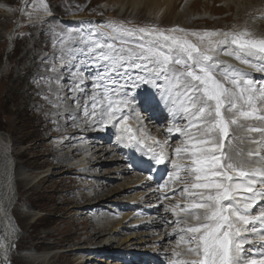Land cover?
Segmentation results:
<instances>
[{"label":"snow or ice","instance_id":"snow-or-ice-1","mask_svg":"<svg viewBox=\"0 0 264 264\" xmlns=\"http://www.w3.org/2000/svg\"><path fill=\"white\" fill-rule=\"evenodd\" d=\"M40 12L50 14L45 0L24 9L30 21ZM107 27L86 34L69 28L59 40L72 95L56 100L74 101L86 122L117 128L118 142L149 157V171L168 169L161 189L182 186L184 203L165 209L177 218L173 235L183 246L170 264H264V34L248 22L227 30ZM90 68L96 71L87 91ZM49 71L61 79L55 63ZM142 86L159 94L171 117L163 139L146 134L134 107ZM173 135L179 143H169Z\"/></svg>","mask_w":264,"mask_h":264},{"label":"rangeland","instance_id":"rangeland-1","mask_svg":"<svg viewBox=\"0 0 264 264\" xmlns=\"http://www.w3.org/2000/svg\"><path fill=\"white\" fill-rule=\"evenodd\" d=\"M26 2L28 3L25 8L29 12L39 6V0H0V134L9 138L15 162L13 192L16 195V202L13 201L15 202L13 211L20 235L17 244L8 251L11 264L12 260L15 264H25L23 259L27 260L29 256H31L30 263L40 264L41 262L35 261L34 255L41 252L46 253V261L42 264H152L153 260L148 259L150 257L163 263V256H167L168 259L172 250L177 248L174 245L176 238H170V235H173L170 230L177 226L173 223V214L165 209L172 206V202L174 205L178 199L183 201L179 200L181 204L184 203L179 190L169 192L159 187L161 183L167 181L168 169L163 168L155 172L154 165L149 171V163H144L145 168H136L137 163L128 156L126 148L117 141V137H113L112 141L107 143L111 151L102 160L93 164L92 171H82L81 165H72L80 162L82 157L70 164H67L68 160H66L64 164L72 167H66L64 170L57 164L62 154L72 153L74 148L79 149L81 145H88V138L84 135L73 136L76 126L79 127L80 124H92L95 127L93 129L104 134L106 141L111 138V135L106 133L110 126L101 128L99 124L86 122L82 110L79 109L74 114L76 117L74 121L71 118L73 115L66 112L69 105V108L75 107L72 100H68L67 103L56 100L57 95L71 96L66 91L71 87L70 77L58 58L61 54L59 40L69 28L82 30L84 34L96 29L110 31L107 27L109 22L122 23L127 27L155 25L169 29L179 25L197 30L205 28L227 30L233 25L239 27L245 22L249 23L256 14L237 12L235 6L227 5L223 0H173L169 8L157 14L147 12L144 5L134 8L130 0H45L50 14L45 15L40 12L39 19L34 15L30 21L22 12ZM185 13H188L190 18L181 21ZM239 14L241 15L237 16ZM16 26L17 28L13 30ZM248 26L250 27L249 24ZM260 26L258 22L254 28L258 34H264V28ZM53 63L61 76L58 82L55 80V74L49 71ZM92 69L85 72L86 77L93 73ZM91 76L92 74L89 79L90 85ZM49 80L52 81L51 84L48 83ZM84 85L82 87L87 91L92 90L91 86L87 87L86 83ZM140 101L147 104V109L149 105L153 106L149 110H137L143 118V123L148 118L145 116L146 113L152 114L159 120L153 125L147 122L151 126L143 124L145 132L160 140L155 136L153 126L157 125L165 137L167 127L172 124L165 105L157 102L158 100L152 101L151 97ZM56 103H59V107L53 106ZM130 121L139 126H136V130L140 128V122L134 118H130L129 123ZM62 129H65V134L62 133ZM71 136L79 138V144L72 143L76 144L73 145L74 147H68L64 143L70 139L74 140ZM99 138L100 136H97L96 141L103 143V139ZM167 138L170 144L179 143L173 136ZM148 143L151 144L152 141ZM65 146L68 148L61 150ZM115 157L118 160H113ZM98 163L99 165H96ZM125 167L128 169L127 173L116 174L118 168L124 170ZM149 176L152 179H149ZM153 176L158 180L157 184ZM142 177L144 180L137 184ZM148 180L151 181L153 188L147 183ZM15 182L19 183L18 190ZM96 182H103L107 191L99 193L96 200L100 201L95 204L109 201L107 205L101 209L93 208V205L78 208L79 211H75L76 216H73L74 220L68 222L65 227L64 223L59 222L63 221L59 217L62 212L66 214L67 211H63L59 206L63 201L65 207L71 206L76 199L81 197V200L83 194L92 195L98 185ZM178 187L180 189L182 186L178 185ZM117 189L121 195L117 194L119 196L113 198L110 196L108 200L107 198L101 200L107 192ZM158 192L169 199L163 201L161 206L158 205L161 208L154 209V206H150L151 202H144V198L151 194L154 196V193L159 198ZM135 196L136 199L141 198L143 201L141 199L133 201L132 198ZM153 196L149 201L156 199ZM69 197L73 200L71 201ZM85 203L87 201L82 204ZM72 207H69L71 211ZM162 212L163 215H168L162 228L153 227L152 218L159 217ZM90 227L93 229L92 232L99 231L103 227L104 236H96L90 241L88 237ZM47 233H52L54 236L59 233L64 241L70 240L73 244H76L75 238L78 241L80 239L84 247L81 251L73 245L60 246L52 237L44 239ZM160 233L164 239L169 235L167 240H160ZM68 254L72 255L69 257L70 260H76L75 263L58 260V256Z\"/></svg>","mask_w":264,"mask_h":264},{"label":"bare ground","instance_id":"bare-ground-1","mask_svg":"<svg viewBox=\"0 0 264 264\" xmlns=\"http://www.w3.org/2000/svg\"><path fill=\"white\" fill-rule=\"evenodd\" d=\"M131 1V5L134 7V8H137L138 6H142V5H144L145 6V8H146V10H147V12L149 11V12H151V13H155V14H157V13H159L160 11H162V10H165V9H167V8H169L170 6H171V4H172V2H173V0H130ZM223 2L224 3H226L227 5H233V6H235L236 8H237V12H245L246 14L247 13H251V14H256L255 16L256 17H260V16H262V15H264V8H263V2H264V0H223ZM240 5V6H239ZM241 14H239V15H237V16H240ZM247 16V15H246ZM243 17H244V15H243ZM190 18V16L188 15V13H185L184 14V16L183 17H181V21H184L185 19H189ZM259 20V19H258ZM259 22V24H261V26L260 27H262V28H264V19H260L259 21H256L255 20V22L253 23V18H252V20L251 21H249V25H250V28H253V29H255L254 28V26H255V24H257ZM185 23V22H184ZM223 59H225V60H229L230 62H232V63H237L234 59H232V58H230V57H223ZM61 65V64H60ZM241 67H244V66H241ZM93 70V73L95 72V69H92ZM249 71H251V70H249ZM1 72V71H0ZM93 73H91V74H93ZM68 74V73H67ZM91 74H89L88 75V79L86 80V86L88 87V86H91L90 85V75ZM63 76V75H62ZM253 78H255L256 80H260V79H262V77L260 76V74H255V73H253ZM66 86V85H65ZM83 86H85V85H83ZM143 88V86L139 89V90H137L134 94H136V95H142L145 91L144 90H141ZM57 89V88H56ZM66 91H68V90H66ZM69 92V91H68ZM68 92H66L67 93V96H69V93ZM146 92L148 93V94H150L151 92H152V89H151V87L150 86H148V89L146 90ZM70 95H72V93H70ZM77 95H80L79 93H77ZM69 101H71V100H69ZM72 103H74L75 104V102L74 101H72ZM72 105V104H71ZM70 106V105H69ZM69 106L67 107L68 108V111H66V112H69V114H71V115H74V114H76L77 113V107H76V104H75V107H72V108H69ZM162 106V105H161ZM135 107V106H134ZM140 108H143V107H141V105L139 106ZM67 108H66V110H67ZM70 109V110H69ZM59 110V109H58ZM136 110H137V107H136ZM144 110H146L145 109V107H144ZM65 111V110H64ZM79 111V110H78ZM62 112V111H61ZM63 114V113H62ZM68 114V115H69ZM149 115V114H148ZM149 120L150 121H153V122H157L158 121V119L157 118H155V117H153V115L152 114H150V117H149ZM144 122V121H143ZM82 123V122H81ZM150 123V122H149ZM65 124V123H64ZM63 124V125H64ZM131 126H132V128L133 129H135L136 128V126H138V125H136L133 121H130V123H129ZM144 124V123H143ZM63 125H62V127H63ZM140 125V124H139ZM151 126V125H153V123L151 124V125H149L148 123H146V126ZM139 127V126H138ZM93 128H95V127H93V125L91 124V125H87V124H80V126L78 127V126H76V130H75V128H74V133H73V136L75 137V135L76 136H79V135H84L86 138H88V145L87 146H82L81 145V147L79 148V149H73V152L72 153H66V154H62L61 156H60V159H59V161L57 162V164H59V167L61 168V169H63L64 170V168H66V167H72V166H68V165H66V164H64L65 162H66V160H68V162H67V164H70V163H72V162H74V161H76L75 159H77V158H79V157H82V159H81V161L80 162H78V163H76L75 165L74 164H72L73 166H78V165H81L80 167L81 168H83V169H81L82 171H87V170H90V171H92L93 170V167H94V163H96V162H99L100 160H102V158H104L107 154H109V152L111 151L110 150V146H108L107 145V143H109L110 141H112V139H109V141H106V139L104 138L105 136H104V134H102L101 132H98V131H96L95 129H93ZM86 129H88V130H86ZM139 129V128H138ZM50 130V129H49ZM60 130V129H59ZM64 130V131H63ZM98 130V129H97ZM136 130V129H135ZM153 132H154V134H155V136H157L159 139H162V138H165L164 137V133H161L162 132V130L161 129H159V127L156 125V126H153ZM146 131V130H145ZM58 132H60V131H58ZM70 132V131H69ZM1 133V132H0ZM62 133H66L65 132V129H62ZM80 133V134H79ZM107 133L108 134H112V135H117L118 134V130H117V128H114V127H110V128H108V130H107ZM3 134H5V133H3ZM137 134H139V133H137ZM147 134V133H146ZM6 136V135H5ZM5 136H3L2 134H0V244H2L3 245V248H0V264H9V262H10V264H11V260L9 259V255H8V251L10 250L11 251V248L9 249L8 248V244H12V245H15V244H17V242L19 241V239H20V235H19V231L17 230V226H16V219L17 218H15V214H14V203L16 202V198H15V196L16 195H14V188H15V185H13V183H14V180H13V174L15 173V167H14V164H15V162H14V158L12 157V152H11V149H10V142H9V138L7 137V138H5ZM61 136V135H60ZM73 136H71V138H74ZM97 136H100V138L99 139H103V143H101L102 141H96V137ZM89 137H92L91 139H89ZM173 137H174V135H173ZM8 139V140H7ZM79 139V138H78ZM78 139H77V137L76 138H74V140H72L71 141V139L70 140H67L66 142H64L66 145H68V147H71V146H73V145H76V144H72V143H77L78 142ZM99 139H97V140H99ZM46 140V139H45ZM168 140H169V138H168ZM148 141H151V140H148ZM147 141V142H148ZM78 144H79V142H78ZM86 144V143H85ZM64 145V144H63ZM68 147H63V148H61V150H66ZM74 147V146H73ZM102 147V148H101ZM112 147V146H111ZM60 149V148H59ZM60 150V151H61ZM130 152L131 153H133L134 154V156L139 160L140 158H144L146 155H142L141 154V152H139V151H136L135 149H133V148H131V150H130ZM56 153V152H55ZM74 153H76L75 154V157H73L72 158V155H74ZM55 157V156H54ZM85 159H84V158ZM68 158V159H67ZM72 158V159H71ZM57 159V158H56ZM83 159H84V161H83ZM116 157L113 159V160H115L116 161ZM118 160V159H117ZM57 164L55 165V166H57ZM96 165H99V163L98 164H96ZM161 168V165H157V169H160ZM60 169V170H61ZM167 170V169H166ZM121 172V173H120ZM128 172V169L125 167L124 168V170L123 169H121V168H118L117 170H116V174H118V175H120V174H125V173H127ZM157 172V171H156ZM120 173V174H119ZM161 173V172H160ZM90 174V173H89ZM16 176V175H15ZM88 177L90 176V175H87ZM95 176V175H94ZM115 176V175H114ZM167 179V178H166ZM144 180V178L142 177V178H139V180L137 181V184H139L138 182H142ZM98 185H97V187L94 189V193L92 194V195H85V194H83L82 195V199L80 200V198L79 199H76L75 201H74V203H73V205H71V206H73L72 207V211L70 210V208H71V206H67V207H65L64 206V201H63V203H62V205H60L59 207L63 210V211H67V213L65 214L64 212H62V214L60 215V217L59 218H61V219H63V221H59V222H62V223H64V225H65V227L68 225V222H70V221H73L74 219H73V216H76V214H77V212L75 213V211L76 210H78V208H80V207H83V206H88V207H90V206H92L93 205V208H96V209H101V208H104L106 205H107V203L109 202H107V201H104V202H102V203H97V204H95L97 201H100L98 198V200H96V197L99 195V193L100 192H105V191H107V190H105V187H104V183L102 182V183H100V182H96ZM133 184H134V181L132 182ZM148 184H149V186L151 187V188H153L154 186H152V184H151V181H149L148 180V182H147ZM15 184H16V189H17V184H19V183H17V182H15ZM14 186V187H13ZM102 187V189H100ZM18 190V189H17ZM154 192H155V190H154ZM153 193V192H152ZM90 194V193H89ZM111 194V195H110ZM117 194H120L121 195V193H120V191L117 189V190H112V191H109V192H107L105 195H104V197L103 198H101V200H105L106 198H107V200L110 198V196H111V198H113V197H115V196H119V195H117ZM145 194V193H144ZM144 194H141V195H144ZM159 195V194H158ZM179 195V194H178ZM177 195V196H178ZM138 196V195H137ZM152 196H153V194H151V195H149L148 197H146V198H144V202L145 203H150L151 202V204H150V206L152 205V206H154V209H156V207L158 206V205H160L161 206V204L160 203H158V202H160L159 201V198H157L156 196H155V193H154V198H156L155 200H151V201H149L151 198H152ZM140 197V196H139ZM70 198V197H69ZM177 199H178V197H176ZM180 198H181V196H180ZM133 199V201L136 199V196L135 197H133L132 198ZM141 199V198H140ZM140 199H136V200H140ZM70 200L72 201L73 199L72 198H70ZM142 200V199H141ZM179 200H181V199H178L177 201H179ZM13 201H15L14 203H13ZM84 201H87V203H85V204H82V203H84ZM143 201V200H142ZM176 201V202H177ZM175 202V203H176ZM181 202H183L182 200H181ZM180 202V203H181ZM67 203H69V202H67ZM143 203V202H142ZM169 203V202H168ZM95 204V205H94ZM165 204V203H164ZM170 204V203H169ZM168 204V205H169ZM167 205V206H168ZM171 205V204H170ZM172 205H173V202H172ZM159 206V207H160ZM70 207V208H69ZM146 207V206H145ZM169 207V206H168ZM75 208H77V209H75ZM161 208V207H160ZM79 211V210H78ZM72 212H74L75 214H72ZM167 215V214H166ZM14 217V219H13V217ZM168 216V215H167ZM167 216H165V214L163 215V212L162 213H160V215H159V217H157V216H155V218L153 219L152 218V220H154V221H152V226L153 227H155V228H160L161 226H163V223H164V221L166 220V218H167ZM170 217V216H169ZM172 217V216H171ZM133 218V217H132ZM124 219V218H123ZM125 219H126V216H125ZM59 222H58V224H59ZM121 222V221H120ZM57 223V222H56ZM83 225H84V223H82ZM35 225H37V224H35ZM85 226H87V225H85ZM78 227H79V225H78ZM81 227H83V226H81ZM103 228V227H102ZM100 229L99 231H96V232H92L93 231V229L90 227V232H89V234H90V236H88L89 237V240L90 241H92V240H94L95 239V237L96 236H100V237H103L104 236V231H103V229ZM162 228V227H161ZM77 229V228H76ZM82 230H84L83 228H82ZM88 230V231H89ZM162 231V230H161ZM160 231V232H161ZM73 232V231H72ZM77 232V231H76ZM83 232H85V231H83ZM70 233H71V231H70ZM87 232H85V234H86ZM35 235H37L36 233H34ZM63 234V233H62ZM68 234V233H67ZM160 235H161V233H160ZM76 236V235H75ZM82 236V235H81ZM46 237H52L54 240H55V242H56V244H58V245H73V246H76V248L77 249H82V247H84V246H82L83 244H81L82 242L80 241V239H79V241L75 238L74 239V242L76 243V244H73L70 240H68V241H64V239H62V235H60L59 233H57L56 234V236H54V234H52V233H47V235L46 236H44V239H46ZM66 237H68L69 238V236H66ZM80 237V236H79ZM71 238H72V236H71ZM159 238V237H158ZM157 238V239H158ZM66 239V238H65ZM87 239V238H86ZM160 240H162V241H165V239L167 240V238L165 237V239L163 238V236L161 235L160 236V238H159ZM88 240V241H89ZM125 240V239H124ZM84 242V241H83ZM85 243V242H84ZM176 245V244H175ZM44 247H46V246H44ZM152 247V246H151ZM45 250L46 249H48V248H44ZM152 249V248H151ZM44 251V250H43ZM82 251V250H81ZM145 251V250H144ZM173 251H177V252H179V251H182V248H176V249H174ZM31 255H34V254H31ZM35 256V261H37V263L38 262H41L40 264H42V262H45L46 260V253H44V252H41V253H38L37 255H34ZM62 256V258H60ZM61 256H58V260H63V261H67V262H72V263H75L76 262V260H70V256H72L71 254H68V255H66V256H63V255H61ZM74 256V255H73ZM10 257H11V255H10ZM17 257H19V256H17ZM31 256H29V259H27V260H25V259H23L24 260V262H25V264H32V263H30L29 262V260L31 259L30 258ZM165 257H167V256H165ZM19 258H21V257H19ZM60 258V259H59ZM22 259V258H21ZM69 260V261H68ZM15 261H16V259H15ZM109 263V262H108ZM12 264H15V262L12 260ZM76 264V263H75ZM110 264H112V263H110Z\"/></svg>","mask_w":264,"mask_h":264},{"label":"water","instance_id":"water-1","mask_svg":"<svg viewBox=\"0 0 264 264\" xmlns=\"http://www.w3.org/2000/svg\"><path fill=\"white\" fill-rule=\"evenodd\" d=\"M26 3H28V2H26ZM26 3H25L24 6L22 7V10H24ZM16 28H17V26H16L15 28H13V30H15ZM0 74H1V72H0Z\"/></svg>","mask_w":264,"mask_h":264}]
</instances>
